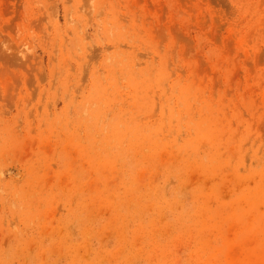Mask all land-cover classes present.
I'll use <instances>...</instances> for the list:
<instances>
[{
  "label": "rangeland",
  "instance_id": "obj_1",
  "mask_svg": "<svg viewBox=\"0 0 264 264\" xmlns=\"http://www.w3.org/2000/svg\"><path fill=\"white\" fill-rule=\"evenodd\" d=\"M0 264H264V0H0Z\"/></svg>",
  "mask_w": 264,
  "mask_h": 264
},
{
  "label": "bare ground",
  "instance_id": "obj_2",
  "mask_svg": "<svg viewBox=\"0 0 264 264\" xmlns=\"http://www.w3.org/2000/svg\"><path fill=\"white\" fill-rule=\"evenodd\" d=\"M179 95V94H178ZM175 108V107H174ZM178 111V110H177ZM95 125H97V124H95ZM143 127V126H142Z\"/></svg>",
  "mask_w": 264,
  "mask_h": 264
}]
</instances>
